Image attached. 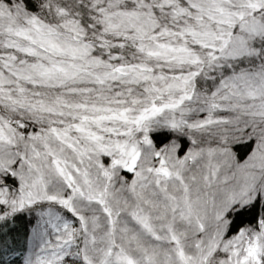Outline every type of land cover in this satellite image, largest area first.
Returning a JSON list of instances; mask_svg holds the SVG:
<instances>
[{
    "label": "snow or ice",
    "instance_id": "6c2138e0",
    "mask_svg": "<svg viewBox=\"0 0 264 264\" xmlns=\"http://www.w3.org/2000/svg\"><path fill=\"white\" fill-rule=\"evenodd\" d=\"M0 264H264V0H0Z\"/></svg>",
    "mask_w": 264,
    "mask_h": 264
}]
</instances>
